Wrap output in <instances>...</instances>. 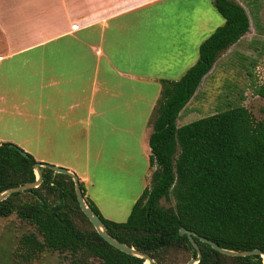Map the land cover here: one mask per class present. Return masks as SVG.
Returning <instances> with one entry per match:
<instances>
[{"label": "trees", "instance_id": "16d2710c", "mask_svg": "<svg viewBox=\"0 0 264 264\" xmlns=\"http://www.w3.org/2000/svg\"><path fill=\"white\" fill-rule=\"evenodd\" d=\"M225 20L199 50L198 62L179 81H165L150 137V187L135 203L126 223L105 219L83 195L119 242L151 256L155 264H184L197 257L187 235L197 233L223 249L264 252V123L240 107L178 127L182 111L195 97L220 56L251 29L246 9L236 0H215ZM264 99V87L259 91ZM11 143L0 144V194L36 182L33 156ZM43 182L26 191L32 204H19L17 193L0 202V217L17 215L35 233L22 236L18 254L37 257L47 250L70 254L74 264L91 259L101 264H145L105 242L82 212L72 178L42 169ZM174 200L166 208L162 201ZM80 219L89 228H84ZM203 258L199 264H264L261 256L231 258L195 238Z\"/></svg>", "mask_w": 264, "mask_h": 264}, {"label": "crops", "instance_id": "0c3cea01", "mask_svg": "<svg viewBox=\"0 0 264 264\" xmlns=\"http://www.w3.org/2000/svg\"><path fill=\"white\" fill-rule=\"evenodd\" d=\"M92 1L84 13L66 0H0V114L12 127L46 134L50 148H69L76 134L114 130L117 100L142 103L153 89L140 139L150 160L164 82L198 62L225 20L215 0ZM62 6L66 20H55Z\"/></svg>", "mask_w": 264, "mask_h": 264}, {"label": "rangeland", "instance_id": "374dc122", "mask_svg": "<svg viewBox=\"0 0 264 264\" xmlns=\"http://www.w3.org/2000/svg\"><path fill=\"white\" fill-rule=\"evenodd\" d=\"M236 1H240L249 13L250 32L240 43L220 56L191 104L183 110L178 121L179 127L240 107H246L256 122L264 123V99L259 95L260 89L264 87V0ZM66 2L73 11L83 10L84 13L91 11L93 5L92 0ZM99 2L105 4L108 0ZM76 7L79 9L75 10ZM57 14L55 20H66L64 6ZM153 91L149 90L147 100L141 101L142 103L117 100L111 106V109L115 107L112 116L117 117L114 119V130L110 128L101 133L76 134L77 143L69 144V148H50L48 146L51 143L48 146L44 143L46 134H34L19 126L12 127L7 124L12 118L0 114V144L11 143L18 146L33 156L37 163L75 172L85 181L91 201L98 207L101 215L117 223H126L138 198L150 187L154 172H151L143 146L140 147L141 128L147 123L142 116V109L150 104L155 94ZM155 113L156 111L152 119H155ZM25 192H22L24 194L18 203H34L35 197ZM162 205L171 208L175 204L172 199L163 200ZM80 223L84 228H89L82 219ZM35 232L30 224L17 215L0 217V264H74L70 254L49 250L32 258L19 255L17 249L20 238ZM192 259L191 254H186L183 263L188 264ZM87 264L101 263L91 259Z\"/></svg>", "mask_w": 264, "mask_h": 264}, {"label": "water", "instance_id": "95a60500", "mask_svg": "<svg viewBox=\"0 0 264 264\" xmlns=\"http://www.w3.org/2000/svg\"><path fill=\"white\" fill-rule=\"evenodd\" d=\"M23 154H24V156H27L26 153H23ZM42 169H48V170L53 171L55 174H60V175H64V176H68V177L72 178V180L75 183L76 195H77V199H78V202H79V205H80L82 212L88 218V220L91 222V224L93 225V227L95 228L97 233L101 236V238L105 242H107L109 245H111L115 249H117V250H119V251H121V252H123L129 256L145 260V264H155V261L151 256H149L143 252H140V251L136 250L135 248L129 247L126 244L119 242L117 239L112 237L107 232V229H106L103 221L101 220V218L95 213V211L87 203L86 198L83 195V191L81 188V183H80L79 177L74 172H72L70 170L60 168L57 166H51V165L37 163L34 166V170H35V173L37 175L36 182L31 183V184H27L24 186H19L17 188H13V189H10V190H7V191L1 193L0 194V202L6 201L10 196H12L14 194L22 193L25 191H29L31 189L39 188L43 182ZM180 235L181 236L187 235L190 243L192 244V246L194 247V249L197 252V257L192 259L188 264H199L203 258L202 251H201L199 245L197 244V242L195 241V238L199 239L202 243H205V244L211 246V248L213 250H215L218 253H220L224 256H227V257L246 258V257L261 256L264 260V252H262L261 250H253V251H247V252L238 251L237 252V251L223 249L220 246H218L217 244H215L214 242H212L208 239H205L203 237H200L197 233L186 230L183 227L180 229Z\"/></svg>", "mask_w": 264, "mask_h": 264}]
</instances>
